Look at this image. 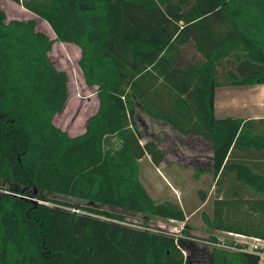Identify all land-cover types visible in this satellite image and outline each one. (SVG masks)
<instances>
[{"label":"trees","instance_id":"trees-1","mask_svg":"<svg viewBox=\"0 0 264 264\" xmlns=\"http://www.w3.org/2000/svg\"><path fill=\"white\" fill-rule=\"evenodd\" d=\"M8 1L55 39L34 20L6 22L0 11V180L50 205L0 190V264H193L205 252L209 264H264L234 240L193 241L185 229L127 225L111 211L41 195L179 223L206 207L210 232L264 241V118L214 114L217 88L264 85V0ZM54 42L79 49L78 67L100 104L75 137L53 124L68 96L67 75L49 58ZM137 108L211 147L213 192L198 191L201 205L187 215L152 199L140 181V160L158 167L166 157L142 143Z\"/></svg>","mask_w":264,"mask_h":264},{"label":"rangeland","instance_id":"rangeland-1","mask_svg":"<svg viewBox=\"0 0 264 264\" xmlns=\"http://www.w3.org/2000/svg\"><path fill=\"white\" fill-rule=\"evenodd\" d=\"M0 11L4 12L6 22L10 20H34L36 23L37 31L44 33L46 36L49 37L50 40L55 39V36L44 21L40 20L30 12L24 10L19 5L8 0H0ZM79 55V49L76 46L60 42H54L51 51L49 52V58L55 68L57 70L65 72L68 79L67 101L63 111L53 117V124L62 131L66 132L70 137L79 136L85 132L90 117H92L97 112L100 105L99 100L95 94L96 88L93 86H88L84 82L82 73L78 67ZM183 57L187 59L188 54L185 52ZM254 87L263 89L262 87ZM233 92H235L234 95L231 96L232 94H230V96L234 100L229 98L224 104L228 108H230V110L233 109V104L239 105V107H234V109L239 111L237 115L240 117L243 116V114L246 116H251V114H253L251 111L252 108L250 107V101H252L251 98H246V96L239 95V91L235 90ZM259 97L260 100H262V103L259 105V108L255 111V114L259 116H264V96L259 95ZM241 102H246L244 103L246 105H243L244 108L240 107ZM247 105L249 107L245 108V106ZM240 109H242L243 111H241ZM136 123L137 128L141 133L143 143L147 141H154L158 143V145H160L166 152L169 159H171L170 154H178L179 157L177 160H175L178 161V163L180 164L186 162L184 158L191 150L196 149L199 152H206V146L193 145L195 144L193 141L198 140L197 138L185 139L177 136L166 126H162L155 122H152L141 112L139 108H137ZM192 173L193 171L188 169L176 172L177 177H175V179L173 180H176L178 184H173L172 181L170 183L172 186H178L176 187V191H174L173 189L165 185L164 181L158 176L153 167H150L145 160H142L140 162L139 177L146 188L147 194L152 199L168 201L170 203L180 206L184 210L186 215L201 205V199L198 194V191H203L207 195H211L213 192V189L210 188L212 181L210 176H205L201 179L200 182H196L192 178ZM163 179L165 181L169 180L167 178ZM0 190L6 193H10L7 192L9 190L27 193L29 196L24 198L30 200L31 202L50 205V203L48 202L32 198L34 192L30 189L18 185L5 183L2 180H0ZM13 195L16 194L14 193ZM41 195L43 197L55 199L61 202H69L74 204H80L83 206H90L98 210L111 211L117 215L123 216L127 225L139 226L145 223L151 229H162L175 233L176 235H183L182 229H185L193 237V241L194 239L208 240L212 237L216 238L217 241L220 243L230 242L231 240H241L226 233L210 232L203 223L201 217L202 210H204L206 213H209V210L206 207L197 211L191 217H188L187 222L183 224L176 221H165L151 216L135 214L125 210L116 209L114 207L92 205L76 199H71L49 193H42ZM207 246H209L208 241H204L203 244H200V247L205 250H207ZM184 253L185 255H188V252ZM192 259L193 264H209L206 252L201 256L197 255V258L195 259L192 257Z\"/></svg>","mask_w":264,"mask_h":264},{"label":"crops","instance_id":"crops-1","mask_svg":"<svg viewBox=\"0 0 264 264\" xmlns=\"http://www.w3.org/2000/svg\"><path fill=\"white\" fill-rule=\"evenodd\" d=\"M80 54V51H79ZM256 87H262L261 88H255ZM239 91V95L242 96H246V98L250 97L252 101H250L251 103V111L253 114L248 115H244L243 116H238L237 113H239V111H237L236 109H234V107H239V105L237 104H233V109L230 110V108H228L224 103L226 102L227 99H232L231 96L234 95L235 92L233 91ZM230 94H232L230 96ZM264 96V85H253V86H238V87H219L215 90V94H214V114L216 118H226V117H232V118H243V119H263L264 116H259L257 114H255V111L259 108V105L262 103L260 100V97ZM234 100V99H232ZM246 102H241L240 103V107H243V105ZM249 106H245V108H248ZM244 108V107H243ZM241 111H243L242 109H240ZM248 111V109H247ZM242 113V112H240ZM152 121V120H151ZM155 122V121H152ZM159 125L162 126H166L167 128H169L171 131L172 129L166 125V124H162V123H158L155 122ZM174 134H176L177 136L181 137V138H197L198 140L193 141L195 144L193 145H202V146H206V152H199L196 149L191 150L187 156L184 158V160L186 161L185 163H178V161H176L179 157L178 154L176 153H172L171 155V159L168 158V155L166 154V152L163 150V148L159 145V147L165 152V161L162 162L158 167H155L151 164L150 160L148 157L142 159L145 160L147 162V164H149L150 167H153V169L155 170V172L158 174V176L164 181L165 185L171 189H173L174 191H176V187H178L177 185L172 186L170 183L172 181L173 184H178L175 179V177H177L176 172L178 171H184L186 169L188 170H192V176H194V174L196 173V171L199 172H203L202 174L199 175L200 179L197 182H200L201 179L205 176H208L209 174L206 172L208 170L211 169L212 167V159H211V147L209 145V143L201 140L199 137L197 136H180L177 133H175L174 131H172ZM154 142V141H152ZM143 143V142H142ZM156 143V142H154ZM158 145V143H156ZM176 159V160H175ZM140 160V162L142 161ZM139 162V165H140ZM162 171V172H161ZM163 178H167L169 180L165 181ZM141 181V179H140ZM170 181V182H169ZM142 183V181H141ZM143 184V183H142ZM144 185V184H143ZM145 187V186H144ZM174 187V188H173ZM146 189V188H145ZM156 200V199H155ZM168 202V201H167ZM193 214H191L188 217H191ZM187 217V216H186ZM187 217V218H188ZM184 224V223H183Z\"/></svg>","mask_w":264,"mask_h":264},{"label":"built area","instance_id":"built-area-1","mask_svg":"<svg viewBox=\"0 0 264 264\" xmlns=\"http://www.w3.org/2000/svg\"><path fill=\"white\" fill-rule=\"evenodd\" d=\"M73 212L78 213L79 211L77 210H72ZM230 236H233L237 239H241L240 241H237L241 244H245L247 246L246 249H243L241 251L244 252H250L258 255L262 260H264V241L259 240L256 238H251V237H245L241 235H236V234H228Z\"/></svg>","mask_w":264,"mask_h":264},{"label":"water","instance_id":"water-1","mask_svg":"<svg viewBox=\"0 0 264 264\" xmlns=\"http://www.w3.org/2000/svg\"><path fill=\"white\" fill-rule=\"evenodd\" d=\"M34 196H35V192H34V195H32V198H34Z\"/></svg>","mask_w":264,"mask_h":264}]
</instances>
